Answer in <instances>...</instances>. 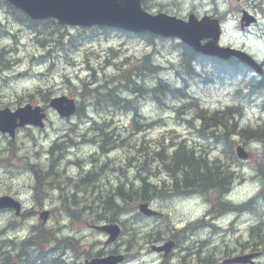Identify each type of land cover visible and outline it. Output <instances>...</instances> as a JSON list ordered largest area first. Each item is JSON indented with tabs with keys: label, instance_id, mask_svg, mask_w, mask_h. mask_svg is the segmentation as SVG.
I'll return each instance as SVG.
<instances>
[{
	"label": "rangeland",
	"instance_id": "1",
	"mask_svg": "<svg viewBox=\"0 0 264 264\" xmlns=\"http://www.w3.org/2000/svg\"><path fill=\"white\" fill-rule=\"evenodd\" d=\"M253 1L257 2L255 6ZM262 2L264 3V0ZM147 3L148 10L151 12L162 10L183 17L191 11L201 15L214 11L225 14L227 24L226 33L222 39L223 43L241 45L264 64V11L256 7L260 0H240V2L238 0H147ZM144 5L146 4L144 3ZM237 6L248 8L259 17V24L247 33L239 31L238 11L235 10ZM217 7L219 9L216 10ZM231 7L234 8L230 9ZM19 20L0 0V108L9 106L15 109L27 102L49 107L48 103L51 97L67 94L77 98L79 104L84 105V111L71 118H62L54 109L49 108L46 127L44 129L25 127L19 130L16 139L12 141L15 144L12 145L10 138L0 133V194H13L22 200L27 208L35 207V210L27 217H23L22 220L13 221L12 215L0 213V240L5 241L6 238L16 240L17 237H24L38 229L40 227L37 225V208L39 206L48 208L54 204L55 207L61 200L70 206L74 203L72 198H75L77 194H81L79 196L93 202L97 199L96 203L100 208L104 206L107 199L114 200L118 189L123 188L126 184L127 174L129 173L131 177H139L141 173V170L136 168L137 166L133 169L129 164L134 163L135 159L140 160L141 156L148 158V154H151L149 158L154 157L152 153L161 147L159 143L164 134L167 136L165 141L169 144H176L180 142L181 138H187L197 145L195 147L198 152L203 155L207 153V157L210 158L223 153V148L221 145L218 146V143L209 142L202 137V140L198 139L194 133L193 125L183 120V118H192L191 109L180 110L178 117L174 108L180 105L179 98H170L168 100L169 107L162 109L155 102L145 99L149 95L148 93L139 95L136 102L139 112L148 118L158 120L151 128H147L148 130L133 129V123H130L132 113H125L119 105L117 107L108 105L107 109L102 108L106 98L113 100L111 91L118 90L117 92L122 98L134 99L136 97V94L130 92L128 85L126 87L125 85L119 86L118 89L116 86L118 79L123 80V70L133 68L138 61L143 60L147 53H152L155 62L164 66L160 69L159 74L171 83L178 84L177 72L175 73L171 67L172 64L175 66L179 64L177 40L156 38L154 43L150 44L147 39L130 37L118 31L103 34V30L98 28L85 31L80 27L57 29L55 25H42L41 28L50 35L46 41H42L43 35L38 36L33 28ZM112 48L116 54H113ZM108 57L114 59L116 63L107 61ZM121 63L126 64L120 65ZM19 72L21 73L19 74ZM134 73L132 71L130 75L137 78ZM114 76L116 77L113 78ZM72 78H75L73 82ZM144 79L145 81L143 78L140 79V81H144L141 84L144 83L147 87H151L156 82V75L147 73ZM207 80H211V78H207ZM103 85L109 86L107 90L104 88L94 90L95 87L100 88ZM89 87L91 88L89 89ZM232 87H238L236 79L223 84L220 82L207 84L196 82L190 88V93L194 98L185 100L198 102L192 105L194 111H197L200 104L211 109L222 108L232 103ZM254 98L256 101L244 105L242 115L235 114V120L237 121L239 118L241 125H256L261 123L264 118V108L262 104H259L260 98L258 96ZM94 116L114 118L117 131L112 133L113 137L104 138L96 133L97 141H93L91 122ZM130 124L131 129L135 132L132 135L129 129ZM235 128L242 133L245 129L240 126H235ZM170 132L172 135H178L179 138L171 140ZM117 133L121 134L120 138ZM239 134L234 137L236 140L233 144L234 147L239 144L238 141L248 140L246 146L255 153L251 161L255 163V158L259 157L264 143L258 139L250 138L249 135L243 137ZM56 140L64 142L63 145L68 150H64V154L58 156L55 146L51 156L50 150ZM169 144L164 145L167 147ZM107 145L108 151L102 153V147L106 148ZM223 157L227 158L231 162L229 165H233L232 167L235 169L232 179L235 180L236 186L234 185L232 193L234 201L232 202L240 204L251 201L253 205L255 196L264 189L263 177L261 174L256 176L259 164L256 168L242 166V163L234 161L232 156L223 155ZM260 162L264 164V151ZM157 164H161V161L155 164L149 161L148 164H144V168L147 169L146 173L156 176L154 182L158 181V178H164L167 174L162 172L163 167L158 170ZM31 165H37L36 167L41 170L31 168ZM119 168L121 169L119 170ZM87 173L90 175H86ZM94 175L95 181H81L94 178ZM177 176L179 177V175ZM51 181H54L53 184ZM129 181L132 190L138 191L140 186L136 185L135 180L130 178ZM163 181L168 182L166 179ZM58 185L60 186L58 187ZM65 196L68 199H65ZM186 196L188 200H184L183 195L180 197L176 194L156 200L153 206L164 217L143 218L136 214V211L128 216H119L126 222L121 223L127 228L119 241L113 245L108 244L107 246L105 244L107 237L91 229L90 226L71 231L68 224L62 223L69 222V218L80 220L87 216L98 217L102 213L105 215V209L93 211L94 206L83 200H78L73 204L71 213L67 217L64 216L66 209L62 206L59 209L58 223L53 218L51 225L53 227L49 228L52 232L56 230L58 236L65 237L73 233L80 240L71 245L68 250L65 257L66 264H72V261H76L75 255L77 256L81 250L91 249L92 245L101 240L104 244H99L98 248L103 246L105 250L116 249L123 253L137 252L140 254L135 261L127 264H134L137 260L141 264H160L162 258L158 254H152L149 242L157 236L163 238L167 226L172 225L178 228L185 226L188 231L181 233L180 230L174 228L168 231L174 233V238L178 239L180 245L188 247L189 250H184L182 253L186 256L187 261L200 260L201 252L205 258H210L213 260L212 263H215V257L220 259L223 254H226L223 257L225 258L228 253L236 252L237 245L243 243L246 236L248 223H251L248 236L251 238L252 242H250L255 243L256 240L257 243L264 244L260 241L264 239V231L260 228H258V232L251 231L252 225L258 218L257 209L250 213H236V218L233 220L236 219L239 223L232 225V230L228 223L229 226L224 225L223 230L217 231V226L211 228L209 225L207 208L210 207V201L206 200L212 201V209L219 208V190L199 189L194 193H187ZM117 201H121L124 207L114 210L116 219L119 211L125 208L133 210L141 200L132 195L125 200L117 199ZM220 209L223 208L220 207ZM107 215L112 218L109 216L111 212H107ZM241 216L244 218L239 219ZM194 217L198 218L194 222L195 226L185 224ZM231 219V215H225L220 223L227 224V221L231 222ZM39 221L41 223L42 220L39 219ZM59 227L62 229H57ZM184 235H187L185 239ZM84 236L87 241L83 239ZM90 240H94L95 243L91 245ZM59 242L56 240V245L64 244L63 241ZM50 245L54 244L50 241L42 242L36 248L47 250L48 247H52ZM5 248H11L17 259L6 255L5 261H0V264H12L15 261L17 263L20 255L16 254L23 248L21 242H13L10 246L5 245ZM24 249L26 250L27 247ZM79 260L82 262L83 258L80 257Z\"/></svg>",
	"mask_w": 264,
	"mask_h": 264
},
{
	"label": "water",
	"instance_id": "2",
	"mask_svg": "<svg viewBox=\"0 0 264 264\" xmlns=\"http://www.w3.org/2000/svg\"><path fill=\"white\" fill-rule=\"evenodd\" d=\"M19 8L25 10L32 18L42 19L46 17H57L62 23L72 25L104 24L120 26L133 31L149 30L151 32L166 36L176 35L185 42L192 45L197 50L207 54L230 57L237 55L244 61L255 65L249 56L244 55L239 50L223 48L218 45L220 37L219 20L204 17L198 20L194 15L190 17L189 22H185L176 17L168 16L164 13L158 15L148 14L141 7V0H9ZM248 24L255 20L248 15ZM205 37H211L206 44L201 40ZM64 102H68L66 105ZM52 105L56 106L61 114L70 115L75 111L73 100L65 97L54 99ZM39 108L31 109V106L23 107L15 112L9 109L0 111V129L14 134L15 127L26 123L42 124V117ZM21 122L18 123L17 119ZM239 157L247 156L243 147H238ZM8 201V203L6 202ZM9 197L0 198V207L11 204ZM141 210L145 213H151L147 205L142 204ZM112 239L117 235L118 230L110 229ZM122 260L120 256H110L100 261L101 264H115Z\"/></svg>",
	"mask_w": 264,
	"mask_h": 264
},
{
	"label": "bare ground",
	"instance_id": "3",
	"mask_svg": "<svg viewBox=\"0 0 264 264\" xmlns=\"http://www.w3.org/2000/svg\"><path fill=\"white\" fill-rule=\"evenodd\" d=\"M263 5H264V3L263 2H261V3H259L258 5H256V7L257 8H259L260 10H262V11H264V7H263ZM223 17H225V18H227L226 16H225V14H221ZM257 16V15H256ZM258 17V16H257ZM22 22H24V23H27V24H29L30 23V21H29V19H27V18H25V17H20L19 18ZM258 19H259V17H258ZM236 47H238V46H236ZM238 50L240 51V52H242L244 55H247V56H249V58H250V60H253L254 61V63H255V65H252V66H247V68H246V71H247V73L249 74V76H250V78L251 79H253V78H255V79H259V78H263L264 77V64L262 63V62H260V60H259V58L258 57H256V56H254L253 54H251L250 52H248L244 47H239L238 48ZM160 67H159V72H160ZM149 73V72H148ZM136 74V71H135V73H134V75ZM156 75V82H157V79H158V77H162V78H165L163 75H161V74H155ZM182 74L181 73H178L177 72V77H180V78H182ZM127 77H130L131 78V80H136V78H133L132 76H126V78H125V76H123V80H121V79H118V85L116 86V88L118 89V87L119 86H123V85H125V87L129 84V82H128V80H127ZM207 78H211V80H216L218 77H217V74H211V75H208L207 77H206V79ZM232 79H236L235 77H233ZM231 79V80H232ZM114 81H116V80H114ZM155 82V83H156ZM171 83V82H170ZM129 87H130V85H128ZM154 86V85H153ZM96 89H99V87L97 86V87H95L94 88V90H96ZM132 89V87H130V92L131 93H133V94H135L134 93V91H133V89ZM168 90V89H167ZM118 91V90H117ZM117 91H115V94H116V96H119V94H118V92ZM150 92V91H149ZM149 92H147V91H144V92H142V93H137L136 94V97L134 98V99H128V98H122V97H120L119 96V98L120 99H118L121 103H123V106L124 107H127V108H130L132 111H134V112H136V113H139V109H138V106H137V98L139 97V95L140 94H143V95H145V94H147V93H149ZM255 96H258L259 98H260V100H263L264 99V94L262 95H256L255 93H254V97ZM174 98H179V99H182L181 97H174ZM262 104V106H263V108H264V102L263 103H261ZM84 111V105H80V107H79V111H78V113L79 114H81L82 112ZM77 113V114H78ZM241 115H242V113H240ZM93 118V117H92ZM154 124V122H152V121H148L147 122V125H146V127L147 128H151L152 127V125ZM114 124V118H112V119H109V118H99V117H97V116H94V118L92 119V122H91V131H92V133L94 134L93 136H91V138L93 139V141L95 142V141H97V138H96V133H98L100 136H102V137H104V138H109V137H113L114 135H112V133L113 132H116L117 131V126ZM114 126V127H113ZM118 134V138H120V133H117ZM133 133H131V135H132ZM203 136L205 137V139H207L209 142H215V143H218V146H222V144L224 145V147H225V140L221 137V136H219L218 134H208V133H206V135H204L203 134ZM213 138V139H212ZM180 142H182V141H180ZM179 142V143H180ZM98 144L100 143L99 141L97 142ZM221 143V144H220ZM64 144V142H59L58 140H56L55 141V143H54V145L51 147V150H50V155L52 156L53 155V150H54V147L56 146V151H57V154H58V156H60V154H64V150H66V146L65 145H63ZM177 144V143H176ZM235 144V143H234ZM188 145V144H187ZM72 146V145H71ZM236 146H239V144L238 145H236ZM174 147V143H171V144H169L167 147H166V145H164V144H162L161 145V147L160 148H158V149H156V150H159V149H164L165 150V152L164 153H166L167 152V154L166 155H164V159L165 160H167V162H164V161H162V160H160L158 157L156 158V156H155V154L154 153H152V155L154 156V157H152V158H149V155H151V154H148V158H146V157H144V158H142V156H141V158H140V160H138V159H135V158H133V159H135V162L134 163H130L129 165H130V167H132L133 169L136 167V168H139L140 170H141V173H140V175H139V177H131V175L128 173L127 174V179H126V181H125V185L123 186V188L122 187H120L119 189H118V192H116V197H114V200H112V199H107V200H112L113 202H115V204H116V208L114 209V210H119L120 208H123L124 207V204L121 202V201H117V199L118 200H122V199H126L127 197H131L132 195H133V197H135L136 199H138V200H141L138 204H140V203H143L144 201L145 202H147V209L148 210H150L151 212H153V213H161V212H159L157 209H155V207L153 206V204H154V202L156 201V200H159L160 198H163V197H165V196H172V195H174V194H172V189H173V186L175 185V183L177 182V180H181L180 178H181V176H180V174H179V177L178 176H176V174L177 173H175V171H173L172 169H174L173 168V166H175L174 164H170V160H171V158H172V155H173V152H172V148ZM223 147V148H224ZM109 147H108V145L106 146V148L103 146L102 147V153H106L108 150ZM67 150H68V148H67ZM66 150V151H67ZM99 151V150H98ZM154 152V151H153ZM198 152V151H197ZM199 153V152H198ZM201 154V155H200ZM199 154V156H202V157H204L205 155L207 156L208 154L207 153H205V155H203L202 153H200ZM67 157V155H64V157ZM154 159V160H153ZM130 160H132V159H130ZM149 161H151L153 164H155L156 162H158V161H161V164H157V166H158V170L159 169H161V167H163V170H162V172H166L167 174L165 175V177L164 178H158L159 179V183H158V181H156V182H154V179H155V175H153L152 173L151 174H147L146 173V171H147V169L146 168H144V164H148V162ZM57 162H58V160H57ZM69 163H72V162H69ZM37 165H31V168H35V169H38L39 167H36ZM122 168V167H121ZM121 168H119V170L121 169ZM83 169V168H82ZM118 169V168H117ZM116 169V170H117ZM39 170H41L40 168H39ZM128 171H129V169H128ZM220 171L222 172V173H224V175H226V173H225V170L224 169H220ZM59 172V171H58ZM257 173H256V176H258V174H261V176L263 177V179H264V164H263V162H259V165H258V170L256 171ZM62 173V172H61ZM63 174V173H62ZM89 173H87L86 175H88ZM57 175V174H56ZM55 175V176H56ZM60 175V174H59ZM90 175V174H89ZM255 176V177H256ZM71 177V176H70ZM62 178H63V176H62ZM130 178H132V179H134L135 180V183H136V185L137 186H140L138 189V192L140 193V195H141V188L143 189V187H144V184L146 183V184H148L150 187H149V189L146 191V194H143L141 197H137L136 195H135V192L136 191H134V190H132L133 188H131L130 187V181H129V179ZM52 179V178H51ZM60 179V178H59ZM74 179V178H73ZM164 179H166L168 182L166 183V182H164L163 180ZM225 179L227 180V176H225ZM53 180V179H52ZM88 180H92V181H95V175H94V178H88V179H86V180H81L82 182H86V181H88ZM55 181H56V178H55ZM63 181V180H62ZM232 181H234V179H232ZM52 182V181H51ZM54 182V181H53ZM53 182H52V184H53ZM73 182V181H72ZM59 183V182H58ZM137 183H139V184H137ZM50 184V183H49ZM57 186V185H56ZM60 185H58V187H59ZM51 188V187H50ZM54 188H55V186H54ZM202 188H204V187H201V188H197V187H194V189H192V190H189V189H187L186 190V194L187 193H194L195 191H197V190H199V189H202ZM35 189V188H34ZM61 189V188H60ZM135 189V188H134ZM210 189H216V188H210ZM55 190H57V189H55ZM120 190H122V192H123V195L121 194V191ZM203 190H205V189H203ZM216 190H218V189H216ZM162 191H165V192H163L162 193ZM133 194H132V193ZM176 192V191H175ZM220 196H226V198L229 196V188H226L225 190H224V192H223V194H221ZM126 197V198H125ZM65 198V197H64ZM255 203L252 205V203H251V201H248L247 203H240V204H234L232 201H228V200H225L222 204H221V200L219 199V206L221 207V208H223V209H226L227 208V210L228 211H233L235 214L237 213V214H240V213H250V212H253V211H255V209H257L258 210V214H259V212H260V208H261V203L259 202V200H261L262 198H260V194H258V195H256L255 196ZM253 199V200H254ZM106 200V201H107ZM252 200V201H253ZM106 201H105V203H106ZM21 202H22V200H21ZM95 202H97V199H95ZM105 203H104V205H105ZM22 204H24L23 202H22ZM137 204V205H138ZM137 205H136V207H137ZM249 205V206H248ZM247 206V207H246ZM110 207H111V205H110ZM136 207L133 209V210H128L127 208H125V209H123V210H121V211H119L120 213L117 215V219L119 220V221H121V222H125V221H123V220H121V218L119 217V216H128V215H130V214H132V213H134L137 209H136ZM136 209V210H135ZM138 214V213H137ZM162 214V213H161ZM127 219H128V217H126ZM198 220V218H195V220H194V222H196ZM233 221V220H232ZM260 221H261V218L259 217V218H257V220H256V222L252 225V230L251 231H254V232H258V228H260L259 226L261 225L260 224ZM204 222V221H203ZM126 223V222H125ZM205 223V222H204ZM208 227V226H207ZM4 229H5V227H4ZM57 229H62V227H59V228H57ZM37 230H38V232H37ZM36 230V235L37 236H39V240H38V242H39V244L40 243H42V242H45V243H47L48 241H50V243H55V241L56 240H58V241H63V245H60V246H58V245H56V243H55V249H56V253H57V255H56V257H55V259H54V262H49L50 264H66V256H65V254H66V252H68V250L71 248V245H74V244H76V243H78L77 241H74L73 239H71V238H69L68 236H70V235H66L65 237H61V236H58V232L55 230L54 232H52L51 231V228H49V229H46V228H42V227H39L38 229ZM34 231V230H33ZM180 232L181 233H185V232H188L187 230H186V227L184 226V227H182V229H180ZM3 233V232H2ZM187 237V235L185 236H183V238L185 239ZM173 240H176V241H178V239L177 238H174ZM1 241H2V243H1V246H0V261H5L4 260V258L6 257V255H10V257H13L15 260L17 259V257L14 255V253L11 251V248H5V245L6 246H10L13 242H17V239L16 240H13V239H7L6 238V240L4 241L3 239H1ZM261 242H264V239H261L260 240ZM59 242V243H60ZM252 242V241H251ZM178 243H179V241H178ZM254 244H257V245H262V244H260V243H257V241L255 240V243ZM264 245V244H263ZM49 248H51V247H48L47 249H49ZM246 249V248H245ZM9 252V253H8ZM21 253H23V250H22V252ZM234 253H236V252H234ZM232 253H228V255H231ZM17 256L19 255L18 254V252H17V254H16ZM23 255H25V254H23ZM200 258H201V260H203V262H206V263H212V259H210V258H205L202 254H201V252H200ZM227 255V256H228ZM75 257H76V255H75ZM41 264H44L43 263V257H41ZM214 261H216V263L218 262V259H217V257H215L214 258ZM72 262H74V261H72ZM12 264H18V262L16 263V261L15 262H13ZM215 264V263H214ZM223 264H228V262H223Z\"/></svg>",
	"mask_w": 264,
	"mask_h": 264
},
{
	"label": "trees",
	"instance_id": "4",
	"mask_svg": "<svg viewBox=\"0 0 264 264\" xmlns=\"http://www.w3.org/2000/svg\"><path fill=\"white\" fill-rule=\"evenodd\" d=\"M26 18V17H25ZM35 23V22H32ZM149 36L150 39L154 38L151 34H146ZM147 58V64L144 62V67L140 71H136L137 78L136 80H131L130 77H127V80L129 82L128 85L132 87L135 94L142 93L144 91H154V90H162V95H169L174 97H180L178 92H182L183 89L177 88L172 85V83L168 82L165 78L158 77L157 82L154 84V86L147 87L144 83L141 84V82L145 81V74L153 73L158 74L159 73V66L152 62V60L148 57ZM182 58L184 61V73H182V79L184 81L185 87L189 85L190 79H194L193 72H192V63L194 61H202L205 59L212 60L209 58H206L204 56H201L197 52H195L192 48L183 45L182 50ZM215 67L218 68V71L220 75L222 76H229L233 77L236 74L241 73L242 67L236 60H229V61H216L215 60ZM143 73V74H140ZM208 75H205L206 78ZM144 81H140L142 79ZM107 87L104 86L100 87L107 90ZM248 90L243 93L242 89L238 90V93L240 94V97L244 100H251L254 97V93L256 95H263L264 94V77L259 79H251V81L247 84ZM96 89L95 91L99 90ZM109 89V88H108ZM117 89V88H116ZM131 89V90H132ZM168 89V90H167ZM156 90V91H157ZM116 91V90H115ZM115 91H111V96L113 97V100L119 101V96H116ZM184 95H186L184 93ZM116 98V99H115ZM239 107V106H238ZM236 106L234 107H228L226 111H216L213 113H208L204 109H197L195 112L197 116H199L202 121V128L205 131V133L208 134H218L225 140V147L222 144L221 148H223V153L219 154L217 157L210 158L207 156H199L200 152L193 149L187 148V144L180 142L177 144H174V147L177 145H181V148L174 151L171 160L169 161L170 164H174L173 166L176 176L180 174L181 180H177L174 186V190L176 192H186L187 189L192 190L194 187L201 188L205 190H209L210 188H216L219 190V194H223L224 190L226 188L230 187V184L232 182L233 173L230 171L231 165H229V162L227 158L223 157L225 156H232V158L238 161L235 152H234V143L235 135H243V137L246 135V132H254L256 134L262 135L264 134V124H257L253 127H247L242 132H238L237 128L235 126H238V121L235 120V113L241 112V109L236 111L238 108ZM188 105L184 104L183 109H187ZM233 120V121H232ZM213 139V138H212ZM221 144V143H220ZM164 149L155 150L153 153L156 157H158L160 160L167 162V160L164 159L165 155ZM201 155V154H200ZM231 163V162H230ZM224 169L226 175L220 171V169ZM225 176H227V180L225 179ZM148 184H144L143 189L141 188V195L138 191L135 192V195L139 198L143 194H146V191L149 189ZM121 194L123 195L122 190ZM126 198V197H125ZM111 205V207H110ZM106 208H116L115 202L112 200H107L105 203ZM116 214V212H115ZM119 214V213H118Z\"/></svg>",
	"mask_w": 264,
	"mask_h": 264
},
{
	"label": "flooded vegetation",
	"instance_id": "5",
	"mask_svg": "<svg viewBox=\"0 0 264 264\" xmlns=\"http://www.w3.org/2000/svg\"><path fill=\"white\" fill-rule=\"evenodd\" d=\"M33 190V189H31ZM260 198H262L261 200H259V202L261 203V208H260V212L258 214V218H261L260 221V229L264 231V189L261 190L260 193ZM24 207V211H23V215L24 217H27L30 213H32L35 210L34 206H31L30 208H27V206H25L23 204ZM69 228V226H68ZM36 230L28 233L27 235H25L24 237H17V242L23 245V248L18 252V254L20 255V259L18 261V264H41V257H43V263L44 264H50L49 262H54V259L57 255L56 253V249H55V243L54 245H50L52 246L51 248L45 250H40L39 248H36L37 245L39 244L38 240H39V236L36 235ZM69 238H71L70 236H68ZM259 246V245H257ZM27 249L25 250L24 248ZM247 249V248H246ZM23 250V253H21ZM9 253V252H8ZM25 254V255H23ZM68 254V252H66L65 256ZM234 253H232L231 255H233ZM199 259L200 262L197 264H214V263H206L203 262V260H201L200 255H199ZM88 261V258H86V262ZM196 261V260H195ZM194 261V262H195ZM199 261V260H197ZM71 264V263H70ZM72 264H77L76 261L72 262ZM215 264H218V262ZM220 264H223L220 263Z\"/></svg>",
	"mask_w": 264,
	"mask_h": 264
}]
</instances>
